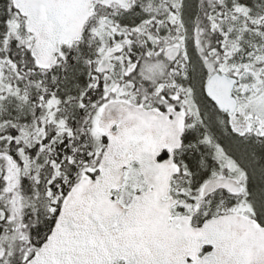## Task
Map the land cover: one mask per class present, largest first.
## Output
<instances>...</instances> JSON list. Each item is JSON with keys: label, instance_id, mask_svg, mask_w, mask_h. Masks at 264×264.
I'll list each match as a JSON object with an SVG mask.
<instances>
[{"label": "snow or ice", "instance_id": "1", "mask_svg": "<svg viewBox=\"0 0 264 264\" xmlns=\"http://www.w3.org/2000/svg\"><path fill=\"white\" fill-rule=\"evenodd\" d=\"M0 264H264V0H0Z\"/></svg>", "mask_w": 264, "mask_h": 264}]
</instances>
